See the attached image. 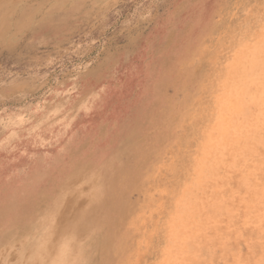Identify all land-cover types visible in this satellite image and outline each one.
Masks as SVG:
<instances>
[{"label": "rangeland", "instance_id": "374dc122", "mask_svg": "<svg viewBox=\"0 0 264 264\" xmlns=\"http://www.w3.org/2000/svg\"><path fill=\"white\" fill-rule=\"evenodd\" d=\"M262 51L264 0H0V264H264Z\"/></svg>", "mask_w": 264, "mask_h": 264}, {"label": "bare ground", "instance_id": "6f19581e", "mask_svg": "<svg viewBox=\"0 0 264 264\" xmlns=\"http://www.w3.org/2000/svg\"><path fill=\"white\" fill-rule=\"evenodd\" d=\"M254 13V12H253ZM251 24V23H250ZM249 24V25H250ZM253 41V40H252ZM261 45H262V43H261ZM263 58V61H262V63H261V59ZM235 59V58H234ZM261 59H260V63H258L257 64V66H260V68L263 70V73H264V51H262L261 52ZM251 63V60L249 59V64ZM254 63V62H253ZM255 64V63H254ZM229 71V70H228ZM229 73V72H228ZM226 80V79H225ZM253 90L251 89V92H252ZM257 94H258V97H261L262 98V100H263V102H264V96L262 95L263 94V92H262V90H257ZM249 95V94H248ZM231 102V101H230ZM233 103H234V105L233 106H235V102H234V100L232 101ZM228 104H229V102H228ZM230 105H232V104H230ZM229 105V106H230ZM228 106V107H229ZM214 109H215V107H213ZM230 108H232V107H230ZM233 109V108H232ZM211 112H213V111H211ZM234 113V112H233ZM210 118H211V116H210ZM210 118H208L209 120H210ZM209 120L207 121L208 122V127H209V124H210V122H209ZM225 120V119H224ZM224 122V121H223ZM222 122V123H223ZM207 125H206V127H207ZM205 127V130L206 129H208V127L206 128ZM214 127V126H213ZM204 130V131H205ZM258 132H260V131H258ZM202 133H204V132H201V134ZM260 134V133H259ZM262 134V133H261ZM211 135V134H210ZM202 138H203V135L201 136ZM210 137H212V136H210ZM201 138V139H202ZM200 139V140H201ZM237 140V139H236ZM202 145V144H201ZM204 145V144H203ZM198 147H199V145H198ZM260 147V146H259ZM202 150V149H201ZM258 150V149H257ZM260 151H258L259 153H260V155H262V153H264L263 151V149L261 150V149H259ZM262 151V152H261ZM195 152H198V151H195ZM199 153V152H198ZM204 153V152H203ZM195 154V153H194ZM226 154V153H225ZM196 156H198V155H196ZM263 156V155H262ZM195 157V156H194ZM198 157H201V155H199ZM211 157V156H210ZM196 158V157H195ZM202 159H203V157H201ZM263 158V157H262ZM264 159V158H263ZM227 160V159H226ZM202 161V160H201ZM200 161V162H201ZM210 161V160H209ZM224 162H225V160H224ZM264 162V161H263ZM196 163V162H195ZM260 165H262V162H258ZM193 165H194V162H193ZM76 166V165H75ZM192 166V165H191ZM193 167V166H192ZM191 167V168H192ZM249 167V166H248ZM87 168V167H86ZM74 170V169H73ZM218 170H220L221 171V169L219 168ZM197 171H199V170H197ZM219 171V172H220ZM263 173H264V171L263 170H261ZM192 172V171H191ZM195 172V171H194ZM195 174V173H194ZM235 176H237L238 177V175L237 174H235L234 176H230V178H232V177H234L233 179H231V180H235ZM254 176H256V175H254ZM259 176V175H258ZM80 177V176H79ZM78 177V178H79ZM192 177V176H191ZM259 179H260V182L259 183H261V181H263L264 180V175L262 176V177H258ZM256 179H257V176H256ZM263 179V180H262ZM78 180V179H77ZM258 180V179H257ZM190 181V180H189ZM192 181V180H191ZM190 181V182H191ZM228 182V181H227ZM235 182V181H234ZM251 182V181H250ZM263 183H264V181H263ZM231 185V182H229L228 183V185ZM252 184V183H251ZM254 184V183H253ZM217 185H218V183H217ZM225 185V184H224ZM229 185V186H230ZM237 185H238V183H237ZM255 185V184H254ZM257 186H258V184H256ZM247 186H249V185H247ZM233 187H235L234 186V183H233ZM259 187V186H258ZM231 188H232V185H231ZM192 189V188H191ZM190 189V190H191ZM234 189V188H233ZM241 189V188H240ZM239 189V190H240ZM94 190H95V192L96 193H98V191H99V187H97L96 185L94 186ZM227 189H225V191H226ZM242 190V189H241ZM218 191V190H217ZM224 191V190H223ZM183 192V191H182ZM192 192H194V191H192ZM227 193H228V191H226ZM251 192V191H250ZM185 193V192H184ZM196 193V192H195ZM194 193V194H195ZM215 193V192H214ZM221 193V192H220ZM225 193V192H224ZM238 193H240V191L238 192ZM202 194V193H201ZM232 194H234V192H232ZM255 194H257V193H255ZM258 194H260L261 195V197L262 198H264V187H261V188H259L258 189ZM199 195V194H198ZM197 195V196H198ZM212 195V194H211ZM215 195V194H214ZM217 195H219V194H217ZM217 195H216V197H217ZM224 195V194H223ZM239 195V194H238ZM213 196V195H212ZM222 196V195H221ZM225 196V195H224ZM248 197H249V195H247ZM246 196V197H247ZM212 198V197H211ZM214 198V197H213ZM222 198H223V196H222ZM235 198V197H234ZM253 198V197H252ZM252 198H250V200H252ZM189 199H191V198H189ZM244 199H246V198H244ZM243 199V200H244ZM217 200V199H216ZM219 200V199H218ZM247 200H249V198H247ZM190 201V200H189ZM220 201V200H219ZM253 201H255V200H253ZM209 202V201H208ZM207 202V203H208ZM234 203H235V200L233 201ZM250 202V201H249ZM79 203V202H78ZM191 203V202H190ZM246 203V202H245ZM251 203V202H250ZM187 204V203H186ZM228 204V203H227ZM227 204H226V206H227ZM252 204V203H251ZM228 206H229V204H228ZM236 206V205H235ZM240 208V207H239ZM248 208V207H247ZM249 208H250V206H249ZM190 209V208H189ZM252 209H254V208H252ZM250 210V209H249ZM206 211H208V210H206ZM259 211V210H258ZM260 211H261V209H260ZM208 213H209V211H208ZM250 213V212H249ZM173 215H175V214H173ZM185 215V214H184ZM202 215L203 214H200L199 215V217L201 216L202 217ZM244 215V214H243ZM250 215H252L251 213H250ZM171 217H172V215H170ZM195 216V215H194ZM240 217H241V214L239 215ZM238 216V217H239ZM174 217V216H173ZM239 217V218H240ZM175 218V217H174ZM169 220V219H168ZM171 220H173V219H171ZM198 220V219H197ZM230 220V219H229ZM190 222V221H189ZM189 222L187 223V224H189ZM239 222V221H238ZM196 223H197V221H196ZM199 223H201V222H199ZM169 224V223H168ZM198 224V223H197ZM232 225H237V227H238V223H234L233 224V222L231 223ZM172 225H175V224H172ZM192 226V225H191ZM261 227L263 226L262 224L260 225ZM193 227V226H192ZM264 227V226H263ZM262 227V228H263ZM166 228V227H165ZM248 229V228H247ZM216 230H217V228H216ZM215 230V231H216ZM253 230V229H252ZM251 230V231H252ZM257 229H255V231H256ZM204 231V230H203ZM248 230H246V233L248 234V232H247ZM254 231V232H255ZM258 231V230H257ZM165 232V231H164ZM231 232V231H230ZM254 232H252V234L254 233ZM243 233V236H242V234H241V236L242 237H244L245 235H246V233H244V231L242 232ZM206 234H211V233H207L206 232ZM256 234H258V232L256 233ZM50 235V234H49ZM51 235H52V233H51ZM50 235V236H51ZM226 235V234H225ZM47 236V235H46ZM211 237H212V235H210ZM224 236V235H223ZM227 236V235H226ZM230 236H232V235H230ZM247 236V235H246ZM261 236V235H260ZM45 237V236H44ZM44 237L43 238H41V240L43 241L44 240ZM167 237V236H166ZM165 237V238H166ZM214 237V236H213ZM227 237H229V236H227ZM241 237V238H242ZM247 237H251V238H253L254 237V234H253V237L251 236V234H250V236H247ZM40 238V237H39ZM250 238V240H251V242H252V239ZM259 238V237H258ZM261 238V237H260ZM259 238V239H260ZM214 239V238H213ZM162 240V239H161ZM214 240H217V238H215ZM230 240V239H229ZM245 240H247L246 238H245ZM244 240V241H245ZM254 240V239H253ZM164 241V240H163ZM239 241V240H238ZM224 242H226V241H224ZM231 242V241H230ZM240 242V241H239ZM242 242V241H241ZM166 243V242H165ZM232 243V242H231ZM230 243V244H231ZM254 243V242H253ZM71 244H72V240L68 237V238H65V243H63L62 245H59L58 244V242H57V244H56V246L54 245L52 248H49V249H47V248H44L45 246H42L40 249H38V251H37V253L34 255V260H35V264H76V260L74 259V256L72 255V249H71ZM208 244V243H207ZM226 244H227V242H226ZM225 244V245H226ZM246 244V243H245ZM252 244V243H251ZM251 244L249 245V246H251ZM256 244V243H255ZM163 245L165 246L166 244H164L163 243ZM214 245H215V241H214ZM254 244H252V246H253ZM259 245V244H258ZM232 246V245H231ZM252 246H251V248H252ZM189 247V246H188ZM233 248L235 247V246H232ZM257 247L258 246H256V249H257ZM226 248V247H225ZM254 248V247H253ZM59 249H63L64 250V252H66L65 254H60V253H58L59 252ZM161 249H162V247H161ZM205 249V248H204ZM209 249V248H208ZM224 248H222V250H223ZM235 249V248H234ZM202 250H203V248H202ZM202 250H200V253H201V251ZM207 249H205V251H206ZM225 250V249H224ZM253 250V249H252ZM261 250V249H260ZM254 252L253 253H255V248H254V250H253ZM171 252V251H170ZM203 252L204 251H202V254H203ZM209 252V251H208ZM246 252V251H245ZM207 253V252H206ZM211 253V251L208 253V254H210ZM259 253V250H257V254ZM159 254V253H158ZM157 254V255H158ZM202 254H200V255H202ZM256 254V253H255ZM256 254V255H257ZM156 255V256H157ZM247 255V254H246ZM256 255H254L253 257L255 258V256ZM158 256H160V255H158ZM240 256H241V254H240ZM239 256V257H240ZM243 256V255H242ZM201 257H204V256H201ZM227 257V256H226ZM161 258V257H160ZM241 258V260L243 261V259H242V257H240ZM250 257L248 256L247 257V260L249 259ZM159 259V258H158ZM185 259V258H184ZM211 259V258H210ZM226 259H230L229 257H227ZM239 259V258H238ZM213 260V259H212ZM210 260L211 261V263L213 264H215L216 262H214L215 260ZM155 261H156V258H155ZM225 262H227V261H225ZM249 262H251V259L248 261V263ZM228 263H231L230 261H228ZM198 264V263H197ZM250 264V263H249ZM263 264V263H262Z\"/></svg>", "mask_w": 264, "mask_h": 264}]
</instances>
